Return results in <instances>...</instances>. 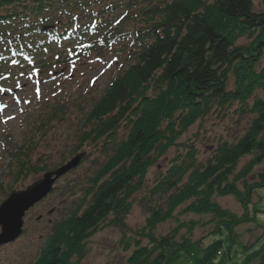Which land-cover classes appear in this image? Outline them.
Listing matches in <instances>:
<instances>
[{"label":"trees","instance_id":"trees-1","mask_svg":"<svg viewBox=\"0 0 264 264\" xmlns=\"http://www.w3.org/2000/svg\"><path fill=\"white\" fill-rule=\"evenodd\" d=\"M242 37L250 41L238 43ZM112 45L120 46L125 62L88 112L90 127L81 141L109 138L123 122L128 134L93 178L86 206L54 225L35 264L81 259L86 242L109 217L125 228L123 217L145 170L173 144L176 129L186 130L214 106L238 103L240 112L253 115L241 137L220 142L199 168L189 147L180 164L156 181L151 191L165 196L164 206L150 208L127 264H169L187 254L192 242L176 239L183 224L166 236L153 231L188 201L184 213L211 214L216 222L212 234L217 238L202 248L200 261H209L224 236L230 242L237 225L264 213L252 206L253 195L264 188V169L250 179L264 164V99L251 100L264 89V67L257 69L264 52V10L256 11L253 0H0V75L14 62L29 68L31 55L42 63L53 49H72L75 57L83 48ZM230 75L232 89L227 88ZM165 120L171 121L161 131ZM228 195L241 205V216L213 200ZM123 243L128 250L131 244ZM243 248L242 264H264V233L254 246Z\"/></svg>","mask_w":264,"mask_h":264},{"label":"rangeland","instance_id":"rangeland-1","mask_svg":"<svg viewBox=\"0 0 264 264\" xmlns=\"http://www.w3.org/2000/svg\"><path fill=\"white\" fill-rule=\"evenodd\" d=\"M253 3L256 11L264 10L263 0H253ZM88 9L97 10L93 5ZM249 41V37H242L238 43ZM119 47L83 48L75 57L69 53L72 49H53L51 53L44 52L42 63L36 64L37 58L31 55L29 68H21L19 62H14L0 75V204L11 192L24 190L45 172L86 152L73 168L54 182L52 190L43 199L25 212L21 234L0 245V264L37 262L54 225L78 206L80 211L86 206L93 178L113 148L127 136L128 124L123 122L109 138L81 141L90 127L86 122L88 112L124 65L126 57ZM261 67H264V52L257 69ZM233 80L230 75L228 89L233 88ZM256 98L264 99V89L253 93L251 100ZM239 106L238 103L214 106L186 130L179 132L177 128L173 144L145 170L142 187L132 196L131 208L123 217L125 228L112 224V217L107 218L86 242L83 257L79 260L72 257L71 263L127 264L133 249L132 241L137 238L135 233L145 227L150 208L164 206L165 196L151 191L156 181L171 167L180 164L189 147L196 151L199 168L220 142H234L241 137L253 115L240 112ZM170 121L162 123L161 131ZM173 121H177V117ZM249 157L242 158L238 167ZM262 169L264 164L254 169L250 179H255ZM213 200L236 216L243 214L233 195L213 196ZM189 203L177 207L172 216L157 224L153 231L156 237L166 236L183 224L176 239L186 238L192 242L187 254L175 257L169 264H242L243 247L254 246L264 233V213L256 214L252 222L237 225L230 235V242L224 236V244L216 257L201 262L202 248L217 238L212 234L216 222L211 214L184 213L183 208ZM252 206L264 211V188L253 195ZM252 206H249L250 210ZM122 241L131 244L128 250Z\"/></svg>","mask_w":264,"mask_h":264},{"label":"water","instance_id":"water-1","mask_svg":"<svg viewBox=\"0 0 264 264\" xmlns=\"http://www.w3.org/2000/svg\"><path fill=\"white\" fill-rule=\"evenodd\" d=\"M86 152L77 154L67 164L53 171L45 172L42 177L24 190L13 191L0 204V245L15 240L22 231L25 212L43 199L51 190L54 182L73 168Z\"/></svg>","mask_w":264,"mask_h":264},{"label":"snow or ice","instance_id":"snow-or-ice-1","mask_svg":"<svg viewBox=\"0 0 264 264\" xmlns=\"http://www.w3.org/2000/svg\"><path fill=\"white\" fill-rule=\"evenodd\" d=\"M19 86V85H18ZM36 93H37V95L39 94V88L37 87V89H36ZM6 107V106H5ZM9 118H11V117H9ZM6 122V121H5Z\"/></svg>","mask_w":264,"mask_h":264}]
</instances>
